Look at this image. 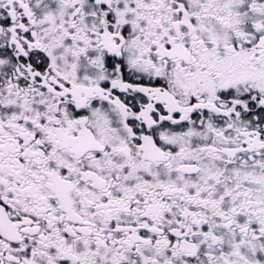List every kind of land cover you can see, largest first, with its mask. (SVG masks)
Segmentation results:
<instances>
[{"label": "snow or ice", "instance_id": "obj_1", "mask_svg": "<svg viewBox=\"0 0 264 264\" xmlns=\"http://www.w3.org/2000/svg\"><path fill=\"white\" fill-rule=\"evenodd\" d=\"M0 264H264V0H0Z\"/></svg>", "mask_w": 264, "mask_h": 264}]
</instances>
